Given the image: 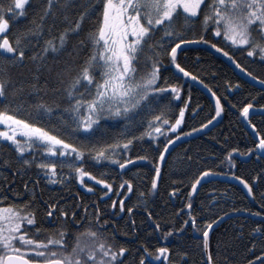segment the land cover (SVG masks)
Wrapping results in <instances>:
<instances>
[{
  "label": "snow or ice",
  "instance_id": "snow-or-ice-1",
  "mask_svg": "<svg viewBox=\"0 0 264 264\" xmlns=\"http://www.w3.org/2000/svg\"><path fill=\"white\" fill-rule=\"evenodd\" d=\"M193 44L204 45L205 53L214 50L239 70L235 82H224L230 93L258 86V94L238 107L252 135L251 147L239 155L264 159V119H254L264 118V75L236 59L240 55L264 69V0H0V170L13 176L12 181L6 176L0 180V264H189L188 252L172 242L184 235L187 224L200 234L202 264H218L209 230L227 213L208 220L194 210L198 186L218 173L205 168L192 174L182 203L187 212L176 209L187 217L180 227L165 230L153 207L169 146L212 126L229 104L237 108L182 65L180 53ZM188 81L210 94L212 109L186 132L181 128L186 110L194 115L203 110L190 104V92L182 91ZM144 143L154 155L150 183L140 190L133 187L141 179L133 162L149 156L133 149L141 145L143 150ZM237 152L229 148L220 164L228 166L226 175L253 200L259 185L264 209V167L250 178L231 171ZM177 172L187 175L186 170ZM17 176L23 185L19 190ZM116 181L118 196L113 197L109 193ZM73 183L85 197L97 191L99 196L87 202L77 192L72 204L58 195L42 198L49 186L67 191ZM179 191L168 189L170 204ZM133 195L135 207L145 215L141 223L147 235L129 248L116 240L110 218L123 221L121 228L127 231L122 235H139L130 220L134 206L125 204ZM38 211L43 212L39 220ZM243 211L253 226L241 264H264V211Z\"/></svg>",
  "mask_w": 264,
  "mask_h": 264
},
{
  "label": "trees",
  "instance_id": "trees-1",
  "mask_svg": "<svg viewBox=\"0 0 264 264\" xmlns=\"http://www.w3.org/2000/svg\"><path fill=\"white\" fill-rule=\"evenodd\" d=\"M205 46L202 45L198 48L189 49L187 52L180 53V62L186 68L198 74L205 83H208L218 95H224L228 97V100L237 105V108H232L231 105L225 107L222 112V119L217 127L214 129L200 134L192 139H189L171 151L168 155V163L163 165V181L159 183L160 191L156 194V201L154 204V211L161 216V223L168 226L180 227L186 215H181L176 209H181V212H187V209L182 208L183 200L187 199L185 186L189 184L192 174L196 173L198 169L203 170L205 168H212L218 175H226L229 172L227 165H221L220 161L224 159L223 153L231 147L238 149L237 153L247 151L248 147H251V129H249L241 118L238 107L242 106L243 102L250 99L251 95H257L259 88L253 89L244 86L240 90H233L234 94L227 90L225 80L235 82L241 75L234 65H230L226 58L220 54H216L213 50L212 54L202 52ZM236 59L243 65L250 67L257 75H264V69H261L255 64H249L248 61L237 55ZM25 69H13V72H24ZM212 73H215L213 77ZM246 79V77H245ZM243 81H241L242 83ZM182 91L185 93H191L190 104L195 107L199 104L202 107V111L198 112V115H194L190 110L187 111L186 125H182L181 128L184 131H188L191 127H197L200 122L209 114L212 109V105L209 103V98L198 88L191 83L182 85ZM23 116V113H20ZM256 122H259L262 117H255ZM111 123V122H109ZM171 133H169V137ZM163 137H158L157 140H162ZM147 140V137H145ZM152 147H155L153 145ZM137 145L133 149L135 154H147L149 160L145 163L136 164L141 179L134 181V189L139 188L143 190L146 185L150 183V176L147 174L148 169L152 167V157L154 153L148 143ZM4 152L11 156L12 153L4 149ZM234 154V153H233ZM250 155V154H249ZM191 157L188 160L187 157ZM235 157V156H234ZM183 158L182 163H178L176 167H173V160H180ZM236 167L231 171L236 172L245 178H250L261 167H264V159H260L256 156H252L248 161H243L238 157H235ZM177 168L183 172L186 170L187 175L181 176L180 172H177ZM137 169H133V175ZM95 174L96 169L90 168ZM7 177V181H12L13 176L7 169L0 170V180ZM229 176V175H227ZM34 178V177H33ZM127 178V177H126ZM27 179V177H25ZM87 179V178H85ZM181 179L183 183L181 184ZM175 181V184H173ZM91 183H95L94 181ZM118 181L114 182V191L109 193L110 196L116 197L118 193L115 191V187ZM17 190L22 189L23 185L20 183V177H16ZM100 187V186H97ZM170 187H177L180 189L178 195L173 198L171 204L168 202V189ZM125 189H121L122 193ZM260 187L257 184L255 187V200L249 199L240 187L232 184L222 182H211L202 186L200 192L196 196L194 202V210L198 213V216L205 219H214L216 215H220L221 212L227 213V215L233 213H245L244 208H248L251 211H264L261 207ZM79 193L80 197L87 201H95L99 192L95 195L84 196L83 190L79 185L73 183L67 185V191L59 186H49L42 190V198L47 199L49 196L58 195L66 197L69 204L73 203V196ZM39 194V193H38ZM129 195H132L129 193ZM215 197V200H212ZM117 203L119 201L117 200ZM126 207L128 205L134 206L135 216L130 217V220H135L136 226L141 231L139 235H135L128 232L127 235H122L121 225L123 221L120 220L116 223V218H110V224L115 223L116 231L114 233L117 241L126 242L129 248H135L138 246L140 239L147 235L144 232L143 224L141 223L145 219V215L141 214V210L135 207L136 197L133 195L132 200L125 198ZM101 210L104 209V205L100 204ZM232 208H236L238 211L233 212ZM249 214V213H246ZM43 215V212H37V218ZM259 221L257 219H252ZM201 223V227H202ZM251 221L247 217H234L224 222L220 228L215 230L210 240V251L213 254L214 262L218 261V264H241V261L245 255L244 245L248 241V234L252 227ZM111 231V229H110ZM200 234L191 230L190 224L184 225V235L174 236L172 242L178 241L180 245L188 252L187 260L189 264H202L201 251L198 247ZM227 257V261L225 260Z\"/></svg>",
  "mask_w": 264,
  "mask_h": 264
},
{
  "label": "water",
  "instance_id": "water-1",
  "mask_svg": "<svg viewBox=\"0 0 264 264\" xmlns=\"http://www.w3.org/2000/svg\"><path fill=\"white\" fill-rule=\"evenodd\" d=\"M202 45H196V44H193V45H189L187 46V49H194V48H198ZM189 83H191L193 86H195L196 88H198L199 90H201L210 100V94L202 88V86L200 84H198L197 82L195 81H188ZM214 104V102H213ZM222 119V113H221V116L217 118L216 121L213 122V125L212 126H209L208 128L206 129H201L199 131H197L196 133L192 134V135H189V136H186V137H181L179 140L177 141H174L172 145L169 146V148L171 149V151L176 148L179 144L195 137V136H198L200 134H203V133H206L212 129H214L215 127H217V125L220 123ZM244 122V121H243ZM245 123V122H244ZM251 132V131H250ZM167 155V153H166ZM233 156L235 157H238L239 159L243 160V161H248L249 159L247 157H243V156H240L239 153H234ZM251 156V154H250ZM144 162V161H143ZM134 164H139V163H142V162H138V161H134L133 162ZM164 163L162 162V167H163ZM159 182V181H158ZM211 182H222V183H227V184H232V185H235L237 187H240L242 189V191L246 194V190L243 189V186L239 184L238 181L232 179L230 176H227V175H215L214 177H209L207 182L205 184H208V183H211ZM204 184V185H205ZM200 187V189L202 188V186H198ZM194 195L196 196L197 194L194 193ZM247 196V194H246ZM251 198V197H249ZM249 214H246V213H233V214H230V215H227L226 217L222 218V220L218 221V223L216 224L217 226L221 225L223 222H225L226 220L228 219H231V218H234V217H247L248 218ZM252 219H257V220H260V217H252ZM210 231V234L213 230H209Z\"/></svg>",
  "mask_w": 264,
  "mask_h": 264
},
{
  "label": "bare ground",
  "instance_id": "bare-ground-1",
  "mask_svg": "<svg viewBox=\"0 0 264 264\" xmlns=\"http://www.w3.org/2000/svg\"><path fill=\"white\" fill-rule=\"evenodd\" d=\"M218 125H219V124H218ZM218 125H217V126H218ZM192 134H194V133H192ZM192 134H191V135H192ZM188 136H189V135H188ZM184 137H186V136H184ZM195 137H196V136H195ZM193 138H194V137H193ZM191 139H192V138H191ZM142 163H145V161L142 162ZM139 164H141V163H139ZM200 190H201V189H200ZM199 192H200V191H199ZM244 194H245V193H244ZM197 195H198V194H197ZM197 195H196V196H197ZM245 195H246V194H245ZM196 196H195V197H196ZM247 197H248V196H247ZM248 198H249V197H248ZM249 199H252V198H249ZM226 221H227V220H226ZM226 221H225V222H226ZM217 223H218V221H217V222L213 225V227L211 228V230H213V231H212L211 234H210V240H211V236H212L213 232H214L215 230H217L218 228H220L221 225H222L224 222H223L221 225H219V226L216 225Z\"/></svg>",
  "mask_w": 264,
  "mask_h": 264
},
{
  "label": "rangeland",
  "instance_id": "rangeland-1",
  "mask_svg": "<svg viewBox=\"0 0 264 264\" xmlns=\"http://www.w3.org/2000/svg\"><path fill=\"white\" fill-rule=\"evenodd\" d=\"M239 71V70H238Z\"/></svg>",
  "mask_w": 264,
  "mask_h": 264
}]
</instances>
